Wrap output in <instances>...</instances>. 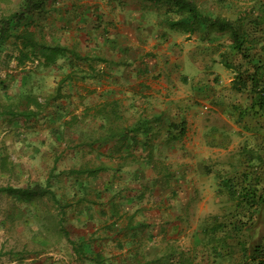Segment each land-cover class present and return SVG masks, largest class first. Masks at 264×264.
Wrapping results in <instances>:
<instances>
[{
    "label": "crops",
    "instance_id": "0c3cea01",
    "mask_svg": "<svg viewBox=\"0 0 264 264\" xmlns=\"http://www.w3.org/2000/svg\"><path fill=\"white\" fill-rule=\"evenodd\" d=\"M54 6L36 62L16 42L0 63V174L16 178L0 183V264H237L215 229L219 174L247 141L233 41L158 1ZM43 46L61 49L47 63Z\"/></svg>",
    "mask_w": 264,
    "mask_h": 264
},
{
    "label": "trees",
    "instance_id": "16d2710c",
    "mask_svg": "<svg viewBox=\"0 0 264 264\" xmlns=\"http://www.w3.org/2000/svg\"><path fill=\"white\" fill-rule=\"evenodd\" d=\"M150 1L165 3L177 15H189L192 23L203 22L208 32L228 34L242 58L239 63L228 60L226 65L236 70L233 87L238 93H245L249 100L245 107L238 109V120L254 144L245 141L239 147L236 163H232L227 172L219 174L221 190L227 195L228 211L224 216L230 218L228 224L217 222L215 229L218 241L223 242L227 252L239 253L237 264H264V43L262 38L258 39L264 32L257 35L255 30L249 31L245 25L249 13L232 19L204 13L195 0ZM47 3L48 0H22L16 10L0 16V46L13 36L20 42L19 62L38 58L36 34L29 27L36 25L33 17L44 13ZM258 17L253 20L260 26L258 23L263 22V17ZM43 47L48 49L44 54L47 63L61 49L57 46ZM220 229L224 233L219 232Z\"/></svg>",
    "mask_w": 264,
    "mask_h": 264
},
{
    "label": "rangeland",
    "instance_id": "374dc122",
    "mask_svg": "<svg viewBox=\"0 0 264 264\" xmlns=\"http://www.w3.org/2000/svg\"><path fill=\"white\" fill-rule=\"evenodd\" d=\"M60 0H48V2L50 3L51 6H53L52 8L58 10V8L56 6H54V4H56L57 2H59ZM199 6V9L202 10L204 13H208V14H217V15H221V16H226V17H230V18H236V15L239 14H244V13H249L250 15L248 17H246L245 19V25L247 26V28L249 29V31H252V29L254 28V23H253V18L258 17L257 14H259L258 12H260L261 10L264 9V0H195ZM22 3V0H0V16H4V15H8L10 12L16 10L20 4ZM60 8V7H59ZM264 11V10H263ZM44 13H37V15H35L33 17V19L37 22V25H30V29H32V27H34L35 33H38V25L39 23L43 22ZM258 35V34H257ZM262 37V36H259ZM16 41L15 38L12 36L10 37L9 40L6 41V43H4L2 46H0V55H1V65L4 68H10V64L8 63V50L10 49L12 50L13 44H15ZM12 44V45H11ZM12 46V48L10 47ZM40 49V47H38V50ZM240 56V55H239ZM2 60H4V62H2ZM36 62V61H33ZM32 63V62H31ZM232 75H229V77H231ZM226 81V78H225ZM225 81L222 84H225ZM224 92H226L229 95V92L226 91V89H223ZM226 95V96H228ZM232 97H238L237 99L239 100V102L243 101V98L238 94L233 92V95H231ZM229 95V97H231ZM4 98H7L6 95V91H3V88L0 89V110H5V105L3 104H7L6 101L4 100ZM2 117H5V115L1 116L0 115V119ZM1 122V121H0ZM235 123V122H234ZM239 131L238 134L239 136H246L247 137V142L250 144H254V140L249 137L248 132H243L241 130V128L243 127L242 124H239ZM5 128V127H4ZM243 132V133H241ZM1 134H3V132H0V153L2 152H6V143L4 141H1ZM5 135V134H4ZM237 135H236V139H237ZM239 140L240 137H239ZM242 141V140H241ZM244 144V143H243ZM240 148H238L239 150ZM236 160H233V163H236ZM9 161H3L2 163H4L7 167L8 166ZM1 163V161H0ZM11 168V167H10ZM11 172H13L11 170ZM14 174H6L5 175L0 174V183H3L5 185H8L9 182H11L13 179H16L13 177ZM26 194H30V192H27ZM222 197L226 198L225 194L221 195ZM230 204V203H228ZM231 205V204H230ZM226 209L227 208V204L225 205ZM232 208V207H229ZM230 210V209H229ZM49 211V210H48Z\"/></svg>",
    "mask_w": 264,
    "mask_h": 264
}]
</instances>
